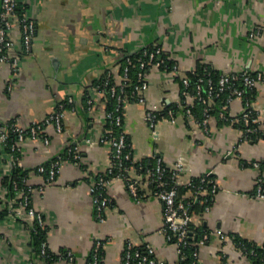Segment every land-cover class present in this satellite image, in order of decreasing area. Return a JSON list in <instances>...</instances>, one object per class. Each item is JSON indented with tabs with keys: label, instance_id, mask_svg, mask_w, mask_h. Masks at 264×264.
I'll use <instances>...</instances> for the list:
<instances>
[{
	"label": "crops",
	"instance_id": "crops-1",
	"mask_svg": "<svg viewBox=\"0 0 264 264\" xmlns=\"http://www.w3.org/2000/svg\"><path fill=\"white\" fill-rule=\"evenodd\" d=\"M21 5L35 19L36 33L18 72L9 62L0 65V119H17L28 127L73 98L66 105L63 131L49 125V143L29 137L22 144V167L30 172L32 205L45 215L48 247L58 255L73 254V259L51 264H89L101 239L103 264H124L127 241L143 248L151 245L155 257L166 264H181L176 244L160 232L164 203L150 189L138 201L123 179H114L107 188L112 202L106 221L96 218L95 184L112 160L111 146L98 139L110 129L107 116L114 106L113 99L109 108L112 100L97 83L108 74L120 83L125 57L154 45L162 47L170 65L148 71L145 101L125 104V131L134 159L160 156L168 168L182 159L180 185L210 173L218 191L209 210L193 213L192 225L198 233L220 229L233 238L213 234L198 246L196 264H255V257L240 245L264 249V200L255 196L258 176L264 177V138L240 141L236 117L244 110L243 99L230 102L228 121L213 101L208 130L194 116L179 114L171 121L166 114L181 107L182 78L197 69L264 74V0H21ZM258 26L260 35L252 37ZM12 36L21 41L18 23ZM252 100L264 122V83ZM148 110L160 115L155 131L145 118ZM88 138L95 142L88 143ZM71 145H78L80 163H64L53 181L35 171ZM12 171L0 150V210L9 197L5 178ZM138 173L132 171L133 176ZM31 238L25 219L0 218V264H47Z\"/></svg>",
	"mask_w": 264,
	"mask_h": 264
},
{
	"label": "built area",
	"instance_id": "built-area-1",
	"mask_svg": "<svg viewBox=\"0 0 264 264\" xmlns=\"http://www.w3.org/2000/svg\"><path fill=\"white\" fill-rule=\"evenodd\" d=\"M21 8V0H2V9L0 13V65L9 62L12 64V70L18 72L21 67L23 53L31 50L33 39L36 33V21L30 15L29 11ZM18 23L22 30L21 41H16L12 33L15 24ZM261 27L251 32L252 37L260 35ZM19 49V50H18ZM14 51V52H13ZM138 64L136 80L130 82V65L126 64L123 68L121 82L117 83L111 74H108L104 81L98 85V89L107 90L114 99V106L108 111L109 131L101 136L98 141L111 146V164L104 175H100L95 184V208L96 218L100 223L106 221L107 211L111 205L112 199L107 193V188L114 179H123L133 197L142 201L146 195V189H150L152 194L164 203L165 222L160 232L168 241L174 242L178 248L180 260H185L188 256L187 247H193V260L187 264H196L199 255L198 246L208 242L213 234L220 235L224 240H231L233 236L225 234L220 229L214 232L203 230L198 233L192 223L193 212L191 210L195 203L205 204L204 211L211 207L214 194L218 191V185L210 177V173L200 177V181L188 185L193 188V194L189 199H183L179 196L178 189L171 185L166 176L167 166L160 156H155V162L152 166L144 167L135 161L133 151L125 131V104L131 100L145 101L144 92L149 88L147 73L152 68H167L170 65L168 58L164 55L162 47L154 45L146 48L143 52L134 58ZM132 57L128 56L130 63ZM174 72L178 71L177 65H172ZM196 73V72H193ZM184 97L181 107L178 109H169L166 117L175 121L179 114L185 116H194L197 104L202 105V116L196 118L199 124L206 130L209 129L210 119L212 117V102L214 99L227 94L226 101L220 106V116L223 119H231L228 113L230 102L240 97L244 101V110L236 117L237 122H242V137L240 141L250 140V134L262 132L264 134V122L261 121L249 93L256 90L259 84L264 83L263 72H253L249 69L243 71L221 72L215 79L210 72L197 74L196 77L184 76L182 78ZM10 84L9 88L11 89ZM93 98L89 99L92 103ZM73 103V98L59 104L58 109L42 120L36 121L31 125L24 126L17 119L9 122H3L0 119V150L10 161L13 170L16 167H22L21 153L23 142L31 138H42L45 143L50 142V137L45 132L46 127L53 125L56 130L63 131L66 105ZM160 115L154 110H148L146 120L149 126L155 131L156 124ZM14 133L11 139L9 134ZM88 143L95 142V139L88 138ZM66 162L80 163L81 153L78 145H71L66 152L59 154L49 165L41 164L35 171L45 175L48 181H53L57 177L60 168ZM257 169L261 168L260 163L254 162ZM183 160L179 159L171 169L170 179L177 183L180 173L183 171ZM138 170L139 176H133L132 171ZM30 172L22 181L25 187H20L17 180H13L14 189L17 195L5 198L7 216H18L25 219L30 232L38 227L45 228L47 222L43 211L32 205L31 192L33 187L28 183ZM255 196L264 200V177L259 175ZM247 252L252 254L258 262L255 264H264V250L259 251L257 247H245L240 245ZM154 248L147 245L145 248L135 245L132 241H127L123 256L124 264H166L164 260L155 257ZM40 255L49 263L52 257L49 251L47 241L41 245ZM104 242L98 240L93 249L89 264H103ZM64 258L73 259L71 251L61 253L56 260ZM54 259V258H51Z\"/></svg>",
	"mask_w": 264,
	"mask_h": 264
},
{
	"label": "trees",
	"instance_id": "trees-1",
	"mask_svg": "<svg viewBox=\"0 0 264 264\" xmlns=\"http://www.w3.org/2000/svg\"><path fill=\"white\" fill-rule=\"evenodd\" d=\"M22 9H26V6L25 5H21L20 10H22ZM151 47L152 46L147 47V48H151ZM144 49H146V48H144ZM144 49H142V50H140L138 52H135V53H132V54L127 55L125 57L124 62L122 63V66L120 67V71H123V68H124V66L126 64H129L130 65V82L131 83H133L136 80L137 71H138V64H137V62L135 61L134 58L137 57L138 55H140L143 52ZM128 56H131L132 59H133L130 63L127 61V57ZM195 72L197 74H205V73L210 72L211 75L215 79H217L219 77V75L221 74V72H218V71H216L215 69H213L211 67H203V68L197 69ZM196 73H193L192 72L188 76H190L192 78H195L196 77ZM105 78H106V76L102 80H100L97 84L98 85L101 84L104 81ZM104 91L109 95L110 99L112 100L111 101L112 103H110V105H109V108H111V106L113 105V98L110 96V94H109V92L107 90H104ZM255 92H256V90H253V91H251L249 93V96H250L251 99H252V95ZM226 98H227V94H224L221 97L214 99V101L217 102V105L218 106H221L226 101ZM202 108H203L202 105H200V104H197L196 105V108H195V113H196V116H197L196 118H201V116H202V110H203ZM214 108L215 107L212 108V113L214 112ZM224 120H226V119H224ZM226 121H228V120H226ZM238 124H239V126L241 128L243 127V123L242 122H238ZM9 136H10L11 139H13L15 135H14V133L10 132ZM260 138H264V134L262 132H254V133H251L250 134V140L251 139L258 140ZM154 162H155V157L149 158V159H147L145 161H142V162H138V164H136V163H133V164L134 165H138V166L141 164L144 167H148V166H152L154 164ZM45 165H49V163L48 164H45ZM27 174H28V171L25 170L23 167H16L12 171L11 175H9V177H6L5 178V184L8 187V191H9V193H8L9 195L8 196L9 197H14V196L17 195V190L14 189L13 180H17L19 182L20 187H22V186L25 187V184L22 181V177L26 176ZM166 176L169 178L171 185L175 186L178 189L179 196L181 198H183V199H189V197L193 194V188L191 187V185H188V184L180 185V184L172 181L170 179L171 169L168 168V167H167V170H166ZM199 181H200V177H195V178L192 179V183H194V182H197L198 183ZM183 190L184 191L185 190L190 191V193H191L190 196L183 197L181 195V193H180V191H183ZM30 195H31V201H32V194H30ZM204 209H205V204H202V203H195L192 206V208H191V210H192L193 213L195 211H198V210L202 211ZM7 213L8 212H7L6 207H3L0 210V218H4V216H6ZM46 232H47V228L46 227L45 228L38 227L36 230H34V231L31 232V234H32L31 243L33 244V246L35 248L36 254L39 255L40 257H42L40 255L41 245H42L43 241H47V233ZM258 250L259 251H262L264 249L263 248L262 249L261 248H258ZM49 251H50V254L52 255L51 258H54V259H51L50 258L49 259V263H53L54 261H56V259H57V257L59 255L56 254V253H53L50 249H49ZM192 252H193V247H187L186 248V253H187V256L188 257L185 260H180L181 264H187L188 262H191L193 260V257L191 255ZM64 253H66V252H64ZM257 262H258V260L255 258V263H257Z\"/></svg>",
	"mask_w": 264,
	"mask_h": 264
},
{
	"label": "water",
	"instance_id": "water-1",
	"mask_svg": "<svg viewBox=\"0 0 264 264\" xmlns=\"http://www.w3.org/2000/svg\"><path fill=\"white\" fill-rule=\"evenodd\" d=\"M1 9H2V0H0V13H1Z\"/></svg>",
	"mask_w": 264,
	"mask_h": 264
}]
</instances>
